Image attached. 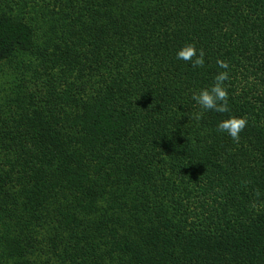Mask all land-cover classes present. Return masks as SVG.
Segmentation results:
<instances>
[{
	"label": "trees",
	"instance_id": "obj_1",
	"mask_svg": "<svg viewBox=\"0 0 264 264\" xmlns=\"http://www.w3.org/2000/svg\"><path fill=\"white\" fill-rule=\"evenodd\" d=\"M0 171V264H264V0H0Z\"/></svg>",
	"mask_w": 264,
	"mask_h": 264
},
{
	"label": "clouds",
	"instance_id": "obj_2",
	"mask_svg": "<svg viewBox=\"0 0 264 264\" xmlns=\"http://www.w3.org/2000/svg\"><path fill=\"white\" fill-rule=\"evenodd\" d=\"M177 58L190 62L193 68H202L205 65V53L203 49L198 50L194 43H186L178 49ZM217 64L222 71L216 74L213 84L194 92L192 95V100L195 101L200 110L195 112L190 119L197 122L203 119L204 113L207 111H215L221 114L230 112L229 85L226 83L230 79L229 63L220 59L217 60ZM247 125L248 117L246 115L239 117L232 115L220 121L216 130L227 133L234 142L239 143L240 133Z\"/></svg>",
	"mask_w": 264,
	"mask_h": 264
},
{
	"label": "rangeland",
	"instance_id": "obj_3",
	"mask_svg": "<svg viewBox=\"0 0 264 264\" xmlns=\"http://www.w3.org/2000/svg\"><path fill=\"white\" fill-rule=\"evenodd\" d=\"M8 134H6L7 138L9 140H18V137H16L15 133L12 132H6ZM12 137H11V136ZM1 172V171H0ZM15 171L12 172H6V176L11 180L12 176L14 175ZM32 186H27L30 191V194H27L26 197L28 198H32L31 199V204H33L36 209H40L42 210V208L44 210H46L44 207H49V209H52L50 206H54V205H48L46 202V199L49 198L51 200V198L53 199L55 192H52L49 190L48 184L47 182H45V179L43 180H34L33 183H31ZM8 193L10 194V196L7 195L6 192H4V188L2 186V184L0 185V200H7V198H9V200H14V198L16 196H13L10 193V190L8 191ZM32 193V194H31ZM21 198H24V196H22ZM53 202V201H52ZM53 204V203H52ZM55 207V206H54ZM57 208V207H55ZM264 234V233H263ZM262 234V235H263ZM260 235V236H262ZM201 243V242H200ZM203 244V243H201ZM197 246V241L195 243H191L190 247H189V254H191L192 252H194V258L192 260H188V257H182V256H178L180 262L176 263V264H208V262L210 261L211 258V254L210 251H207L206 255H202L200 253L201 250L196 249ZM264 247V245H262ZM207 247V246H206ZM205 247V249H206ZM182 248H188L186 246L182 247Z\"/></svg>",
	"mask_w": 264,
	"mask_h": 264
}]
</instances>
